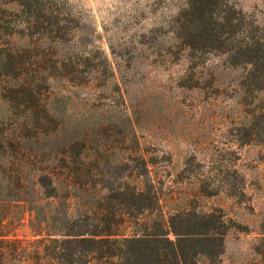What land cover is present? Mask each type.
Instances as JSON below:
<instances>
[{"label":"rangeland","instance_id":"obj_1","mask_svg":"<svg viewBox=\"0 0 264 264\" xmlns=\"http://www.w3.org/2000/svg\"><path fill=\"white\" fill-rule=\"evenodd\" d=\"M29 1L0 0V49H25L0 73V232L33 256V225L66 232L98 200L127 235L169 219L189 264H264V0ZM43 108L54 118L33 117ZM76 151L96 175L69 210L36 182ZM87 248L46 264H86Z\"/></svg>","mask_w":264,"mask_h":264},{"label":"trees","instance_id":"obj_2","mask_svg":"<svg viewBox=\"0 0 264 264\" xmlns=\"http://www.w3.org/2000/svg\"><path fill=\"white\" fill-rule=\"evenodd\" d=\"M14 1L23 8L31 6L29 0ZM203 1H192L193 8H198L200 4L204 3ZM205 1L213 7L214 4H218L216 0ZM38 2L40 7L45 5L40 0ZM212 12L213 10H210L209 14H206L205 11H202L203 14L201 15L203 18H206L204 25L209 31L208 34L219 38L220 33L214 32L216 19H214ZM198 25L201 24L199 23ZM24 50L14 45L1 48L0 73L19 68L14 61L18 54H23L22 52ZM244 61L254 63L256 67L259 64L258 59H245ZM262 64L264 65V61ZM39 115L48 120L54 118L49 108L34 110L33 117L37 118ZM48 129V126L45 125L41 132L47 134ZM75 153V155L67 154L59 158L62 161L64 168L62 171L64 172L48 170L47 172L39 174L36 182L43 189L46 194L45 197L66 199L65 201H67L69 210L73 206V202L71 201L79 195L75 192L76 189L87 191L84 188V180H90L96 175L90 172L88 168L82 167L86 166L88 156L83 155L80 151H76ZM94 165V169L98 170L97 160H95ZM11 177V174L3 172L4 179H11ZM62 179L70 182L72 186L69 183L67 187L63 188V192H60L61 190L58 184L63 181ZM29 180L30 177L24 173L16 178L18 187H23V184ZM21 193L23 194H19L21 196H18L20 200L30 201L34 205L33 200L25 198V194H29L25 188ZM137 194L141 193L136 188L133 195L136 197ZM154 195L156 196V194ZM93 198L95 199L96 197ZM96 202L98 200H94L87 208L81 209L77 215L69 212L66 222L70 228L66 232L56 233L51 230V224L48 218L33 225L36 233L41 235L34 242L37 246L33 250V256H30V251L27 249V246L23 245L22 240L9 238L7 234L0 232V264H46L47 260L50 262L52 259H67L68 261H72L74 249L78 245H87L88 247L86 258L83 262L86 264H189L188 259L190 255L197 251L195 249L190 250L189 245L186 244V241L189 240L186 236H182L180 232L170 228L172 224L169 219H164L162 223L159 222V228L161 229L159 233L144 232L127 235L126 233L120 232V227L123 225V222L115 219L111 215H101L97 206L94 204ZM30 210H33V208H30ZM134 221V225L137 226L139 222L137 220ZM218 221V219L212 220L216 224H218ZM170 232L176 235L175 240L169 237ZM220 243L222 244L220 241L217 242V245H220ZM71 246H73V249ZM198 253H203V250H199ZM28 255L29 257H27ZM30 259L32 260L30 261Z\"/></svg>","mask_w":264,"mask_h":264}]
</instances>
